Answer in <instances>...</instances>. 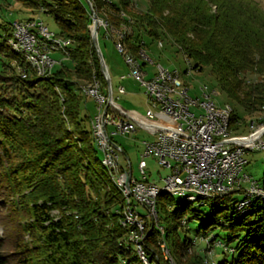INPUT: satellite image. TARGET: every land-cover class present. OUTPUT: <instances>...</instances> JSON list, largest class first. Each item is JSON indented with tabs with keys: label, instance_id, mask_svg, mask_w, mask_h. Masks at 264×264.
Listing matches in <instances>:
<instances>
[{
	"label": "trees",
	"instance_id": "1",
	"mask_svg": "<svg viewBox=\"0 0 264 264\" xmlns=\"http://www.w3.org/2000/svg\"><path fill=\"white\" fill-rule=\"evenodd\" d=\"M0 1V10L9 4ZM14 1L54 20L71 42L70 64L37 76L7 43L11 24H0V193L9 205L17 196L15 224L0 238V264H146L138 245L148 264H264V196L239 199L238 191L207 199L216 206L207 216L203 203L179 204L162 193L157 221L147 219L142 230L124 226L123 195L86 128L92 119L82 111L85 96L74 91L94 79L107 87L89 29L93 10L131 30L127 46L138 57L144 36L166 42L191 70H208L245 114H256L264 107V10L253 0H147L140 10L137 0ZM104 35L99 28V44ZM248 74L256 81L247 82ZM232 113L230 130L241 126ZM194 221L203 222L198 234L231 231L224 244L209 235L214 249L229 247L221 261L193 247L187 225Z\"/></svg>",
	"mask_w": 264,
	"mask_h": 264
},
{
	"label": "built area",
	"instance_id": "2",
	"mask_svg": "<svg viewBox=\"0 0 264 264\" xmlns=\"http://www.w3.org/2000/svg\"><path fill=\"white\" fill-rule=\"evenodd\" d=\"M98 20L99 28L105 31V40L112 42L128 66V77L138 83L147 96L146 112L142 115L118 105L113 87L112 102L108 105V87L103 88L97 79L78 86L83 95L93 98L98 106L91 121V133L101 152L102 164L108 168L123 195L122 224L142 230L147 219L157 221L156 200L162 193L185 196L186 202L191 204L242 189L252 198L264 195L263 190L243 174L247 164L245 154L255 149L264 152V107L259 111L258 120L252 121L253 132L249 137H234L230 130L233 108L217 106L213 100L215 91L210 93L209 87L204 85L200 89L202 99L192 98L179 72L160 65L155 67L152 77L147 78L145 51L141 50L138 57L127 46L131 30L114 28L106 19L98 17ZM93 21L92 12L90 32ZM11 28L7 43L37 76L49 78L55 67L69 60L71 42L49 31L43 22L37 19L14 21ZM157 44L163 47V42ZM141 45H145L144 41ZM56 52L60 53V59L52 58ZM141 58L145 59V64ZM149 62L154 66L152 61ZM21 73L24 77L25 72L22 70ZM125 79L126 76H121V80ZM125 94L126 89L120 86L117 98ZM138 130H143L149 137L143 141L145 152L138 164L139 179L133 176L125 151L113 140L117 134L127 136ZM123 156L125 164L122 163ZM147 156H154L162 167L170 169V174L162 179L163 186L148 181L144 160ZM132 198L148 211L147 216H141L133 207ZM248 203L249 200L242 201L239 209H244ZM135 234L132 232L131 237Z\"/></svg>",
	"mask_w": 264,
	"mask_h": 264
},
{
	"label": "rangeland",
	"instance_id": "3",
	"mask_svg": "<svg viewBox=\"0 0 264 264\" xmlns=\"http://www.w3.org/2000/svg\"><path fill=\"white\" fill-rule=\"evenodd\" d=\"M138 5L136 6V10L145 9L148 5L147 0H137ZM255 1L261 9L264 10V0H253ZM0 3H2L0 1ZM8 6L3 7L0 10V24H11L14 21H27L30 19H37L39 22H43L45 26L49 29V31L58 33V28L54 22V20L45 15L44 13L39 12H30L25 10L20 4L15 2L14 0H8ZM139 9H138V8ZM144 43L142 50L145 51L146 56L148 58V64L146 66V70L149 71V75L147 78L152 77L153 71L157 65L162 66L163 68H167L171 71H178L181 77L182 82L184 85L189 89V95L192 98H201V91L200 89L206 85L209 87L210 93L215 91L213 95V100L217 106L223 107L225 105H230L238 114V125L241 124L240 128L232 129L231 134L239 139H246L249 135L253 132V128L251 127V123L253 120H258L260 116V112L258 111L256 114H245L244 111L239 107L232 103L226 94L216 85L215 79L209 73L208 70L199 73L194 70H191L190 65L188 64L185 56L181 53H175V50L168 45L166 42H163V47H159L156 42H153L149 37L144 36ZM102 48V53L108 67L112 87L116 99V103L122 106L126 110H133L140 114H145L146 112V100L147 96L145 95V91L143 88L136 83L133 79L128 77V66L126 65L123 57L116 51L115 47L113 46L112 42L106 41L104 39L100 40L99 44ZM53 59H60V53L56 52L52 55ZM142 63L145 62V59L141 58ZM149 61H152L154 66L150 64ZM66 64H70L68 61L65 62ZM58 67V66H57ZM56 68V67H55ZM121 76H126L125 80H121ZM247 82H254L256 81V77L253 75H246ZM120 86H123L126 89V94L119 96L117 98V90ZM74 91L84 97L82 91L78 88V86H74ZM86 102V103H84ZM84 102L82 104V111L84 114H87L94 118L97 113V103L93 98H86L84 97ZM86 128L91 131V122H86ZM148 135L143 130H138L132 135H115L113 140L122 147L125 151L127 157L130 159V163L133 170V176L135 178H140L138 172V164L141 159V155L144 154L145 148L143 145V141L148 140ZM245 159L247 164L244 166L243 174L249 176L250 180L255 182L259 188L264 187V152L260 149H255L253 152H248L245 154ZM125 157L123 156L122 163H124ZM147 163V179L149 182L155 183L158 186H163V180L166 176L170 174V169L162 167L157 159L154 156H147L144 159ZM125 164V163H124ZM246 187V185H245ZM2 187L0 186V192L2 191ZM245 190V189H244ZM243 189L240 190L241 195H238L239 199H243V196L248 197L250 200L253 199L250 195L246 196L247 193ZM264 193V191H262ZM4 196L0 193V199ZM264 196V195H259ZM258 196V197H259ZM175 203H183L185 200V196L173 195L172 196ZM257 198V197H255ZM14 200V203L13 201ZM17 201V196L14 195L11 198V205L15 206ZM132 204L134 205L135 209L140 213L141 216H147L148 211L141 205L137 204L136 201L132 198ZM9 202H5V199L0 201V220L5 224L4 226H0V238L4 235V230L7 228V232H9L8 227H11L15 224V217L14 212L12 211V206L8 204ZM200 203H203L201 210L209 216L215 204L213 202H209L201 200ZM199 203H195L197 205ZM18 212V211H17ZM53 214L57 215V212H53ZM20 219V217H19ZM190 223V222H189ZM187 225L188 235L191 240H193V247L198 250H204L207 260L217 262L221 261L222 259V252L229 250L228 245L225 246H218L214 249V244L211 243L215 240L214 236L209 238V235L213 233L216 236V242L226 243L227 239L231 235V231L229 229L226 230H214L209 234L202 235L198 234V230L201 227L203 222L194 221ZM135 239V238H134ZM24 242L30 244L29 236H23ZM209 240V241H208ZM204 243L207 245L204 246ZM227 252V251H226ZM138 253L140 258L146 263L144 258L143 252L138 249ZM228 253V252H227Z\"/></svg>",
	"mask_w": 264,
	"mask_h": 264
},
{
	"label": "water",
	"instance_id": "4",
	"mask_svg": "<svg viewBox=\"0 0 264 264\" xmlns=\"http://www.w3.org/2000/svg\"><path fill=\"white\" fill-rule=\"evenodd\" d=\"M90 2L89 0H87ZM92 6V5H91ZM93 12V29L91 30V37L93 44L97 50L98 57L100 59V64L102 71L106 74V82H107V87H108V92H109V103L108 105L112 102V82H111V77L108 71V67L106 65L102 50L99 45V40H98V28H99V20L97 14L92 10Z\"/></svg>",
	"mask_w": 264,
	"mask_h": 264
}]
</instances>
